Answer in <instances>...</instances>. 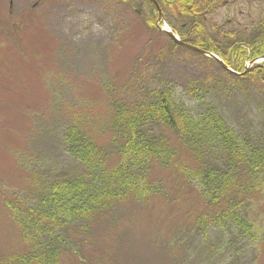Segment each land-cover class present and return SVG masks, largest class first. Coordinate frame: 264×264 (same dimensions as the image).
Here are the masks:
<instances>
[{
	"label": "rangeland",
	"instance_id": "1",
	"mask_svg": "<svg viewBox=\"0 0 264 264\" xmlns=\"http://www.w3.org/2000/svg\"><path fill=\"white\" fill-rule=\"evenodd\" d=\"M256 3L225 5L209 20L226 31L255 29L264 17ZM148 12L142 0L131 6L125 0H0L2 256L26 248L7 204L25 210L49 182L83 173L63 141L72 124L78 123L96 144L112 147L110 124L116 102L133 101L148 90L174 89L194 110L198 104L187 96L190 89L218 87L215 103L229 124L242 135L264 136L262 87L250 84L240 90L218 63L173 49L158 28L164 24L157 18L152 25L147 23L156 17ZM185 159L191 162L190 157ZM157 179L163 180L168 194L138 206L133 202L120 206L113 222L110 215L102 218L87 244L90 259H103L104 264H174L185 257L188 262L194 259L191 264H211L207 260L211 253L204 248L197 251L192 241L179 242L188 240L184 234L202 209L196 190L177 172L155 168L151 180ZM249 216L253 241L245 248L239 244L244 250L233 264H264L263 184L251 197ZM224 237L210 233L207 242H224ZM230 248L232 254L239 247ZM220 258L211 262H227ZM63 262L84 264L70 252Z\"/></svg>",
	"mask_w": 264,
	"mask_h": 264
},
{
	"label": "trees",
	"instance_id": "2",
	"mask_svg": "<svg viewBox=\"0 0 264 264\" xmlns=\"http://www.w3.org/2000/svg\"><path fill=\"white\" fill-rule=\"evenodd\" d=\"M125 1L130 6L137 2ZM142 1L148 14L156 16L147 22L152 25L157 12L147 0ZM156 1L182 41L220 56L236 72L245 74L227 72L240 90L250 84L264 90V64L248 72L244 68L247 61L264 56V17L255 29L237 33L213 24L209 17L241 0ZM255 2L264 9V0ZM171 44L173 49L194 53L173 41ZM218 90L201 86L190 89L187 96L198 104L195 111L177 97L174 89L148 90L146 96L133 101L116 102L110 148L96 144L78 123L69 126L64 145L83 173L49 182L25 210L7 204L26 248L7 257L0 254V264H64L69 252L84 264H104L103 259H90L86 251L99 221L110 215L113 222L119 207L128 202L138 206L166 196L163 180H151L155 168L169 174L177 172L183 182L192 184L202 206L190 231L184 234L188 240L180 238L179 242L192 241L197 251L204 248L211 253L207 258L211 264L219 261L211 262L216 256L226 260L225 264H233L235 255L253 241L249 211L251 197L264 185V136L238 133L215 103ZM187 157L191 162H186ZM210 233L226 238L209 244ZM231 246L239 248L231 254ZM188 260L182 257L174 264L194 261Z\"/></svg>",
	"mask_w": 264,
	"mask_h": 264
},
{
	"label": "water",
	"instance_id": "3",
	"mask_svg": "<svg viewBox=\"0 0 264 264\" xmlns=\"http://www.w3.org/2000/svg\"><path fill=\"white\" fill-rule=\"evenodd\" d=\"M149 1L154 5V7L156 8V10L158 11V14H159V21H163V22L165 23V27H166V29H162V28H160V30H161L162 32H164L167 36H169V37H170V38H171V39H172L177 45H179L180 47H183V48H185V49H188V50H190V51H193V52H195V53H197V54L204 55V56H206V57H208V58H211L212 60H214V61H216L217 63H219V64L222 66V68H223L224 70L230 72V73L233 74V75H241V74H238L237 72L233 71V70L231 69V67L227 66V65L223 62V60H221V59H220L218 56H216L215 54H213V53H209V52H206V51H204V50H201V49H199V48H197V47H194V46H192V45L186 44V43H184L183 41H181V39H180V38H179V37H178V36H177V35H176L171 29L168 28V26H167V24H166V21H165V18H164V16H163L162 12H161V9H160V7H159L157 1H156V0H149ZM260 62H264V56H263L262 58H260V59H257V60H254L253 62H251L247 68H249L251 65L253 66V65L258 64V63H260Z\"/></svg>",
	"mask_w": 264,
	"mask_h": 264
},
{
	"label": "flooded vegetation",
	"instance_id": "4",
	"mask_svg": "<svg viewBox=\"0 0 264 264\" xmlns=\"http://www.w3.org/2000/svg\"><path fill=\"white\" fill-rule=\"evenodd\" d=\"M147 2H148L149 4H151L149 0H147Z\"/></svg>",
	"mask_w": 264,
	"mask_h": 264
}]
</instances>
